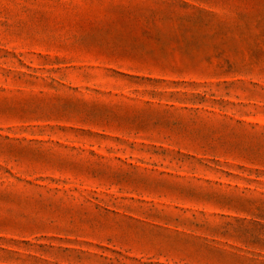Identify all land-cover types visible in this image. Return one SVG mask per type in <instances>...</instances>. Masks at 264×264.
Returning <instances> with one entry per match:
<instances>
[{
  "label": "rangeland",
  "instance_id": "obj_1",
  "mask_svg": "<svg viewBox=\"0 0 264 264\" xmlns=\"http://www.w3.org/2000/svg\"><path fill=\"white\" fill-rule=\"evenodd\" d=\"M0 264H264V0H0Z\"/></svg>",
  "mask_w": 264,
  "mask_h": 264
}]
</instances>
